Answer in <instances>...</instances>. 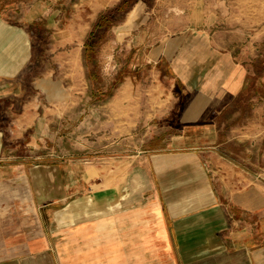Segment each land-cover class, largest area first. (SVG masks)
Listing matches in <instances>:
<instances>
[{"label":"crops","instance_id":"obj_1","mask_svg":"<svg viewBox=\"0 0 264 264\" xmlns=\"http://www.w3.org/2000/svg\"><path fill=\"white\" fill-rule=\"evenodd\" d=\"M119 1L70 2L34 74L29 21L42 4L18 20L0 16V264H264V175L219 148L217 120L246 86V55L220 46L202 22L174 18L173 31L142 48L146 64L167 67L187 91L168 100L180 125L162 145L83 166L28 163L26 148L43 147L48 122L85 84L93 22Z\"/></svg>","mask_w":264,"mask_h":264},{"label":"rangeland","instance_id":"obj_2","mask_svg":"<svg viewBox=\"0 0 264 264\" xmlns=\"http://www.w3.org/2000/svg\"><path fill=\"white\" fill-rule=\"evenodd\" d=\"M72 1L0 0V16L10 20H18L20 10H31L29 14L34 15L33 6H43V15L29 21L35 37L32 74L38 73L35 67L41 65V60L44 64L49 59L52 23L68 16ZM118 3L119 7L114 5L101 12V25L95 26L99 15L93 22L83 52L85 84L69 91L74 100L48 122V130L40 140L43 147L26 148L28 163L73 162L83 166L97 163L101 157L120 159L143 147L162 145L167 138L163 134L180 125L169 120L172 114L168 100L172 102L179 96L184 99L187 91L184 81L167 67L146 64L141 57L142 48L173 31L171 20L186 16L188 27L202 22L197 27L220 46L228 45L238 55L242 52L240 56L245 52L246 86L217 120L222 134L219 148H231L232 159L246 165L245 170L251 175H264V0ZM124 79L127 82L121 89H115ZM89 175L97 177V170L92 169Z\"/></svg>","mask_w":264,"mask_h":264},{"label":"trees","instance_id":"obj_3","mask_svg":"<svg viewBox=\"0 0 264 264\" xmlns=\"http://www.w3.org/2000/svg\"><path fill=\"white\" fill-rule=\"evenodd\" d=\"M117 7H119V5H118ZM117 7H116L115 9H117ZM115 9H113V10H115ZM103 18H104V16H101V15H100V18H99L98 21L96 22V25H95V26L101 25V21H102ZM92 33H93V32L90 33V36L92 35ZM90 36H89V37H90ZM86 45H87V43H86ZM88 46H90V45H88Z\"/></svg>","mask_w":264,"mask_h":264}]
</instances>
